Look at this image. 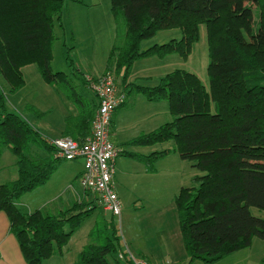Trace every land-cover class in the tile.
Wrapping results in <instances>:
<instances>
[{"label":"trees","instance_id":"trees-1","mask_svg":"<svg viewBox=\"0 0 264 264\" xmlns=\"http://www.w3.org/2000/svg\"><path fill=\"white\" fill-rule=\"evenodd\" d=\"M111 4L117 36L123 29L125 41L114 46L107 72L115 69L128 96L167 101L173 117L124 145L174 141L180 159L201 172L175 199L189 264L198 260L213 264L250 248L255 238L264 240V219L252 213L253 208L264 212V0H111ZM64 5L65 0H0V75L15 93L25 86L23 69L36 65L44 81L67 91L79 110L78 116L66 119L64 136L84 142L98 104L78 94L68 74L52 69L54 23L61 20ZM201 25L206 26L208 40L209 90L185 70L167 74L154 87L129 82L140 59L178 54L188 60ZM174 29L181 31V39L141 50L143 41ZM82 82L90 88L88 78ZM33 146L47 156H33ZM5 148L17 158L19 176L0 185V213L8 218L26 263L43 264L62 254L76 229L99 206L96 199L89 203L82 199L58 214L40 210L27 214L18 208L17 201L45 185L62 160L39 131L8 109L0 88V158ZM169 153L130 156L155 172L156 163ZM89 237L91 242L75 264H109L108 258L122 249L114 221H97Z\"/></svg>","mask_w":264,"mask_h":264},{"label":"rangeland","instance_id":"rangeland-1","mask_svg":"<svg viewBox=\"0 0 264 264\" xmlns=\"http://www.w3.org/2000/svg\"><path fill=\"white\" fill-rule=\"evenodd\" d=\"M252 6L256 13V5ZM111 7V0H65L61 20L55 19L54 29L57 40L54 44L53 72L68 74L72 80V85L76 87L78 94L84 98L90 99L94 93L87 85L84 86L82 78L91 76L94 79H99L105 75L114 46L123 45L125 41L123 29L117 36V24ZM181 37L180 30H163L153 38L143 41L141 50H147L155 44L161 45L174 39L179 40ZM209 62L206 26L201 25L200 39L194 45L188 60H184L178 54L165 58L155 56L140 59L132 67L130 81L136 85L153 87L159 84L156 82L158 76H166L175 70H185L198 76L202 84L209 90ZM111 73L116 78L118 88L123 90L121 76L117 74L115 69ZM23 75L25 86L15 93L11 92L10 86L0 75V88L5 93L8 109L29 122L45 139L54 140L59 135L58 130L64 116H68L76 105L63 88L47 84L36 65L25 67ZM148 76L151 78L147 81L144 77ZM129 97L128 106L120 110L125 124L135 122V118L141 114L140 112H150L148 107L144 106V103H147L145 96L132 93L127 95L128 99ZM157 108L159 112L165 111L162 124L173 120L167 101L162 102L159 106H153L151 111ZM157 147L159 150L171 149L172 155L163 162L162 167L164 169L160 168L158 176H150L153 179L150 190L143 191L146 194V199L134 203L138 197L133 196L131 201L126 203L127 208L123 205L121 216H113L112 213L99 207L94 214L83 220L69 242L64 246L62 254L44 261L43 264H75L83 247L91 242L89 235L96 226V222L104 218L114 221L121 244H127L135 254H141L138 253V250L145 248L146 245L149 249L157 248L155 236H147L146 238L147 233L151 234L155 231L152 230L154 225L150 223L152 219H148L142 211L144 209H147L146 211L150 209L151 212L155 209L160 210L161 216L164 217L165 212L168 211L179 194L178 188L180 186L192 187L191 179L201 175V172L195 169L192 163L180 159L178 153L174 151L176 147L174 141ZM4 150L15 157L8 148ZM43 152L37 146H33L31 154L42 156ZM160 165L159 167H161ZM168 165H170L171 170L165 168ZM0 167H3V172L8 177L13 176L16 171L8 159L0 160ZM81 167L82 162L80 160L62 161L45 185L24 194L17 202L25 203L30 208L28 210L35 212L41 208L49 214H58L59 211L71 208L82 199L89 203L88 199L92 201L95 199L94 195L85 194L79 182L73 177V174H76ZM252 213L264 219V212L253 208ZM173 217L174 213L171 211L165 216L168 221H173ZM68 230L69 226L66 227V231ZM162 245L164 247L159 248V252L165 253L168 243ZM118 253L108 258L109 264H122L118 261ZM146 254L143 255V258L151 260L150 255ZM180 264H189V262L186 260ZM193 264L205 263L198 260ZM213 264H264V240L255 238L250 249Z\"/></svg>","mask_w":264,"mask_h":264},{"label":"crops","instance_id":"crops-1","mask_svg":"<svg viewBox=\"0 0 264 264\" xmlns=\"http://www.w3.org/2000/svg\"><path fill=\"white\" fill-rule=\"evenodd\" d=\"M162 77L164 76L162 75L158 76L156 79V82H159ZM130 78H129V82L132 83L130 81ZM150 78L151 77L149 76L144 77V79H146L147 81ZM90 100L98 104V101L95 95H93L90 98ZM129 100H130V97L129 99L127 98L126 107L128 106ZM162 102L164 101L150 102L147 100V103H144L145 104L144 106H147L150 112L148 113L140 112L141 114L139 116H136L135 122H132L131 124H125L124 120H122V117H121L122 112H120V110L123 108H119L114 114L113 124H112V140L122 150L121 156L116 161L115 188H116V193L119 197L120 203L122 205V211L124 207L127 208L126 203L131 201V198L133 196L138 197L137 200L134 201V203L137 201H142L143 199H146L145 198L146 194H144L143 191L150 190V185L152 184L151 181L153 180L152 178H150V176L151 177L158 176L160 174V168L164 169L162 167L163 162H165V160H167L172 155V150L169 148H166L163 150L157 149L158 148L157 146H164L166 143L157 144L154 146H125L124 145L125 143L135 139L141 134L151 133L157 130L162 125H164L162 124V121H163V114H165V111L163 112L162 110L159 112L158 108L154 111H151L153 106H159ZM78 115H79V110L77 107H75L74 110L70 112L68 116H64L62 124L58 130L59 135L57 136V138L65 137L64 135H65L66 128H67L66 119L69 116H78ZM165 150H170V153L166 157L162 158L160 161L156 163L155 172H150L145 162L142 159L130 156V154L133 153V154L145 157V156L151 155L152 153L161 152ZM45 156H47V153L43 152L42 157H45ZM5 159H8L10 162H12L14 169L16 171L14 172L13 176L8 177L4 174L3 172L4 169H2L3 167L2 168L0 167V185L13 182L17 180L19 176L17 158L12 157L8 153H6L4 150L3 155L0 158V160H5ZM76 161H79V160H76ZM81 162H82V167L79 169L78 172H76V174H73V177L77 181L79 180L84 170V163L83 161ZM159 164H161L160 165L161 167H159ZM165 168L167 170H171L170 165L166 166ZM191 181H192V184L194 185V178H192ZM185 187L186 186H180V188H178V193L180 192L182 188H185ZM88 200L91 201L90 199ZM16 204L18 208L22 210V212L24 213L30 214L34 212L32 210H28L30 208H28V206H26L25 203L23 202L22 203L17 202ZM25 208L27 210H23ZM37 210L44 212L43 210H41V208ZM146 210L147 209H144L142 212H144L145 216L148 219L150 220L152 219L150 223L154 225V228L152 230L155 231V233H151V234L147 233L146 238L147 236H155L154 239L158 245H157V248L155 249H149V247L147 248V245H146V247L144 246L145 248L138 250L139 251L138 253H141V254L139 255L137 254V255L140 257H143V255L145 256L147 255L146 253H148V255H150L151 257L150 258L151 260H149V262L152 264H164L166 261H172L174 263L180 264L181 262L186 261L188 259V254L184 246V241H183V237H182L181 230H180V224H179L178 209L176 207L175 202L171 204L170 208H168V211H166L164 214L166 216L170 211L174 213L173 221L171 220L168 221L165 218V216L164 217L161 216L162 214L160 210L155 209L152 212L150 211V209L148 211ZM150 241H151V238L149 240V243ZM166 243H168L167 250H165V253H160L159 248L164 247L162 244H166ZM245 250L247 249L235 252L232 255L238 254ZM0 264H27L22 256V252L20 250L19 244L15 236L10 233V223L4 213H0Z\"/></svg>","mask_w":264,"mask_h":264},{"label":"built area","instance_id":"built-area-1","mask_svg":"<svg viewBox=\"0 0 264 264\" xmlns=\"http://www.w3.org/2000/svg\"><path fill=\"white\" fill-rule=\"evenodd\" d=\"M90 89L98 101L91 134L84 142L71 137L48 140L57 150L55 157L62 161L81 160L84 170L78 182L85 194H93L99 207L113 216H121L122 205L115 188L116 161L122 150L112 140V124L116 111L127 100V94L118 88L116 78L107 72L99 79L87 77ZM122 264H152L135 254L127 244L118 253ZM164 264H177L166 261Z\"/></svg>","mask_w":264,"mask_h":264}]
</instances>
